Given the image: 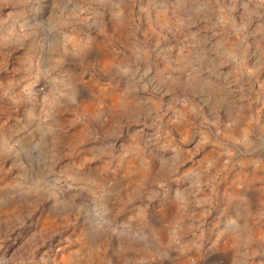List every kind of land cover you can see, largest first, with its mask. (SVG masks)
<instances>
[{"label":"rangeland","instance_id":"rangeland-1","mask_svg":"<svg viewBox=\"0 0 264 264\" xmlns=\"http://www.w3.org/2000/svg\"><path fill=\"white\" fill-rule=\"evenodd\" d=\"M0 264H264V0H0Z\"/></svg>","mask_w":264,"mask_h":264}]
</instances>
